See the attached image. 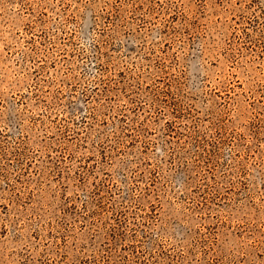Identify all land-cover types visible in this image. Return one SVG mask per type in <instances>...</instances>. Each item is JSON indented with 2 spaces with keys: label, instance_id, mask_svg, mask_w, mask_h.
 Segmentation results:
<instances>
[{
  "label": "rangeland",
  "instance_id": "rangeland-1",
  "mask_svg": "<svg viewBox=\"0 0 264 264\" xmlns=\"http://www.w3.org/2000/svg\"><path fill=\"white\" fill-rule=\"evenodd\" d=\"M0 264H264V0H0Z\"/></svg>",
  "mask_w": 264,
  "mask_h": 264
}]
</instances>
